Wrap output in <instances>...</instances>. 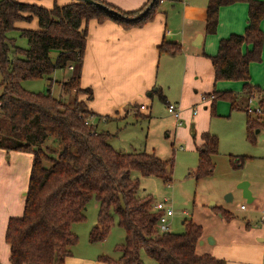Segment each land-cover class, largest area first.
<instances>
[{"label":"trees","instance_id":"obj_1","mask_svg":"<svg viewBox=\"0 0 264 264\" xmlns=\"http://www.w3.org/2000/svg\"><path fill=\"white\" fill-rule=\"evenodd\" d=\"M94 1L107 10L78 0L62 6L54 3L49 9L17 0H0V150L32 156L22 215L8 219L4 235L9 264H65L71 247L77 244L71 226L85 220L84 211L92 199L98 203V211L96 225L88 234L89 242H103L115 219L124 232V242L116 247L119 257L112 260L100 256L101 264H143L141 251L156 264H224L210 254L196 253L202 229L192 221L184 222V233L159 232V214L153 211V198L138 196L139 179L131 178L130 173L169 183L170 161L145 152L116 151L108 142L112 135L97 131L99 122H107L109 117L88 110L92 91L79 84L87 23L111 21L123 29L140 28L154 20L163 0H147L133 12H124L105 1ZM237 3L246 5L244 31L220 39L209 60L214 85L239 82L242 94L213 91L204 97H213L211 109L222 99L229 103L230 111H243L246 138L254 143V133L263 128L264 120L260 114L248 111V99L252 92H257L262 106L264 92L251 84L250 66L262 62L264 1L207 0L204 34L214 35L219 10ZM33 18L37 21L35 30L15 26ZM15 31L26 40L27 49L17 47L15 39L9 37ZM157 50L159 55L176 56L181 46L163 41ZM52 52H57L54 60ZM65 68L73 71V75L61 83V92L64 97L74 93L71 104L51 96V84L46 93H33L21 87L23 81L49 77ZM80 94L86 100L78 101ZM160 99L165 102L162 96ZM200 140L195 147L197 180L212 175V158L218 153L216 136L205 132ZM246 159L229 157L233 168L241 167ZM217 212L226 221L233 219L228 212L220 209Z\"/></svg>","mask_w":264,"mask_h":264},{"label":"rangeland","instance_id":"obj_2","mask_svg":"<svg viewBox=\"0 0 264 264\" xmlns=\"http://www.w3.org/2000/svg\"><path fill=\"white\" fill-rule=\"evenodd\" d=\"M163 1L162 9L172 18L184 0ZM192 2L201 5L206 4L207 0ZM9 37L15 39L17 47L27 49L26 40L18 32L10 33ZM56 55L57 52H52L51 59L54 60ZM72 75L73 71L67 68L59 69L49 77L23 81L20 84L24 90L33 93H46L48 85L51 84V96L71 104L74 93L64 97L61 83ZM208 77L209 73L204 70L198 81H205ZM169 89L170 96L166 97L174 101L172 97L179 95V88L173 82ZM206 89V84L201 85L198 95ZM215 89L219 92L227 90L236 95L242 94L239 82H216ZM1 93L0 86V95ZM146 96L150 102L149 117H140L141 106L137 105V109H128V116L123 113L121 119L117 117L112 120L109 117L104 124L100 121L97 131H108L112 135L108 140L109 144L120 153L145 152L154 154L162 161H170L169 183L154 177H140L135 172L130 173L131 178L139 179V197L149 196L153 198V203L165 200L171 207L173 215L169 219V232L184 233L185 223L189 221L199 225L202 229L200 242L203 243H198L196 253L203 255L211 254L213 250L210 238L216 241L218 247H227L232 242H246L247 237L253 238L256 230L264 231V128L259 133H254L255 141L251 143L246 138L245 113L230 111L226 100H217L213 109L210 103L203 105L202 102L193 104L194 106L191 104L187 109L180 106L182 112L175 119L167 112L166 104L161 101L159 94L148 91ZM260 96L259 93L252 92L254 99L249 103V110L258 108ZM84 100L85 95H78V101ZM241 101H245L243 96ZM205 132L217 137L218 153L212 158V175L197 180L195 171L198 159L195 147L201 143V135ZM14 154H20V158H13L16 156ZM29 156L30 154L23 152L0 151V264H9L8 246L3 239L5 222L8 217L18 218L22 215L24 200L21 195L27 189L31 163ZM242 156L247 158L243 165L233 168L229 157ZM241 182L249 184V191L255 201L248 204L242 198L238 189ZM240 205L246 210H241ZM218 209L228 212L233 219L226 221L217 212ZM97 211L98 203L92 199L84 211L85 220L71 227L77 237V244L71 249L78 254L89 251L99 257L107 256L116 260L119 257L116 247L124 242V232L116 225V219L103 242L94 244L88 240L89 231L96 225ZM247 224L251 226L250 233L244 229ZM140 257L143 264H156L144 251L140 252Z\"/></svg>","mask_w":264,"mask_h":264},{"label":"crops","instance_id":"obj_3","mask_svg":"<svg viewBox=\"0 0 264 264\" xmlns=\"http://www.w3.org/2000/svg\"><path fill=\"white\" fill-rule=\"evenodd\" d=\"M17 1L47 9L54 3L62 6L74 2L72 0ZM101 1L124 12L139 10L147 2V0ZM192 1L181 2L178 12L172 18L160 5L154 20L140 28L123 29L111 21L99 24L95 20H90L87 23L86 46L79 84L81 88L92 91V100L87 102L88 110L114 120L117 117L123 118V113L128 116L130 106L138 105L144 106L139 113L147 116L150 115V102L146 93L148 91L156 93L158 90L157 94L164 98V104L174 103L180 110V106L187 109L191 104L194 106L199 102L203 105L210 103V100L202 101L204 95L216 91L214 72L209 57L216 53L220 39L231 34L243 33L246 26V5L237 3L222 7L219 10L216 33L210 36L204 34L207 3L197 5ZM15 26L19 29L35 30L37 21L33 18L29 23L20 22ZM261 28L264 33V20ZM163 41L179 44L181 52L176 56L159 55L157 48ZM263 53L264 45L262 62L259 65L250 66L251 84L258 86L262 91L264 90ZM210 69H212L211 73ZM204 70L209 73V77L205 81H198ZM173 82L180 92L176 97H172L174 101H170L166 96H170L169 88ZM203 84H206L207 89L198 95ZM261 107V117L264 120V100ZM14 155L16 156L13 158H20V154ZM29 157L32 161V156ZM23 194L21 199L24 200ZM255 200L253 197V201ZM8 218L5 226H7ZM250 228L251 226L247 224L244 229L250 233ZM5 231L6 227L4 235ZM256 231L253 232V238H246V242L235 241L227 247H218L216 241L212 240L213 250L210 255L223 260L224 264H264V231ZM98 258L99 256L94 252L78 254L71 249L65 264H101Z\"/></svg>","mask_w":264,"mask_h":264},{"label":"built area","instance_id":"obj_4","mask_svg":"<svg viewBox=\"0 0 264 264\" xmlns=\"http://www.w3.org/2000/svg\"><path fill=\"white\" fill-rule=\"evenodd\" d=\"M213 97H209L208 99L204 96L202 97V101L206 100H212ZM254 98L251 97L248 99V105ZM141 109H144V106L140 107ZM166 109L167 112L170 113L175 119L179 118V115L181 113V110L179 109V106L174 103H166ZM249 112L253 114H261L262 113V107L258 106L257 109L249 110ZM153 211L159 214L158 218V230L161 233L169 232V219L172 217L173 212L171 210V207L167 205V201L163 200L162 202L153 203ZM241 210L245 209L244 206L240 207ZM262 220H264V210L262 211Z\"/></svg>","mask_w":264,"mask_h":264},{"label":"water","instance_id":"obj_5","mask_svg":"<svg viewBox=\"0 0 264 264\" xmlns=\"http://www.w3.org/2000/svg\"><path fill=\"white\" fill-rule=\"evenodd\" d=\"M78 1L85 2L88 5H94L97 8H100L102 10H107V8L105 6H103L102 4H100L98 2H95L94 0H78ZM108 12L111 14L116 13L113 10H108ZM145 12H146V10L141 15H143ZM191 135L192 136L194 135L193 129H191ZM238 189L241 191L242 198L246 201V203L249 204V203L253 202V197L251 195V192L249 191V184L247 182H241L238 185ZM24 196H25V194H24ZM210 240L212 241L211 238H210ZM199 243L202 244L203 242L199 241Z\"/></svg>","mask_w":264,"mask_h":264}]
</instances>
